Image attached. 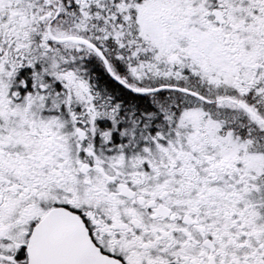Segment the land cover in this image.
Returning <instances> with one entry per match:
<instances>
[{"label": "snow or ice", "instance_id": "snow-or-ice-1", "mask_svg": "<svg viewBox=\"0 0 264 264\" xmlns=\"http://www.w3.org/2000/svg\"><path fill=\"white\" fill-rule=\"evenodd\" d=\"M0 264H264V0H0Z\"/></svg>", "mask_w": 264, "mask_h": 264}]
</instances>
